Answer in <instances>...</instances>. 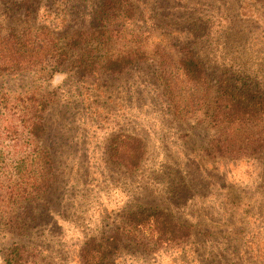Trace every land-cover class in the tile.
Here are the masks:
<instances>
[{
  "label": "rangeland",
  "instance_id": "obj_1",
  "mask_svg": "<svg viewBox=\"0 0 264 264\" xmlns=\"http://www.w3.org/2000/svg\"><path fill=\"white\" fill-rule=\"evenodd\" d=\"M106 5L116 33L109 30L92 70L60 35L70 53L64 66L48 57L0 71V264L15 246L22 264H83L87 240L109 237L141 211H163L192 235L161 248L129 243L117 264H264V153L221 157L208 103L223 71L264 85V10L240 16L195 8V0H0V25L24 56L39 47L23 35L29 18L38 29L72 16L73 32L94 26ZM196 37L206 88L188 83L178 65L181 46L195 53ZM138 50L143 58L124 74L100 70L107 58ZM41 101L46 130L37 140L23 119ZM128 139L142 143L136 169L117 159Z\"/></svg>",
  "mask_w": 264,
  "mask_h": 264
},
{
  "label": "trees",
  "instance_id": "obj_2",
  "mask_svg": "<svg viewBox=\"0 0 264 264\" xmlns=\"http://www.w3.org/2000/svg\"><path fill=\"white\" fill-rule=\"evenodd\" d=\"M109 1L107 0V3ZM124 1L130 4V0ZM135 1L140 2V0ZM203 3L209 4L208 7L225 9L226 12L239 10L240 16H246V13L253 12L257 8L264 10V0H195V8L202 7ZM28 9L27 12L30 13L31 7ZM112 10V7L108 8L107 5L105 10L100 11V8H96V24L94 26H91L92 23L83 24L78 31L73 32L72 26H76L78 19L72 16L62 23V27L59 24H49L38 29L32 28L38 26L36 20L30 21L29 18V29L23 35L27 36L26 40L29 43L39 38V43L36 44L39 47L31 48L34 54L26 53L24 56L20 54L21 50L17 49L18 37L3 33L0 25V71L29 70L34 66L31 59L42 61L41 64H44L46 59L54 58L56 64L62 67L69 60V51L84 53L85 67L87 70H92L97 66L94 61L99 59L96 55L98 48L100 53L110 44L109 30L112 34L116 33L114 27L116 17ZM136 10L135 6H129L126 12L130 18H134ZM244 11L247 12L244 14ZM60 35L67 36L66 47L69 51L59 48ZM199 37L195 38V53L190 47L181 46L183 57L178 65L188 83L195 88H206L208 83L206 68L196 52L197 43L201 41ZM143 56L138 50L128 51L118 57H109L100 70L107 75H122L136 65ZM208 103L211 104L212 121L218 135L215 148L221 157H258L264 153V85L257 83L245 73L240 75V71H223L218 78L216 95ZM47 109L48 105L43 101L38 102L37 105L32 104L23 119L25 128L34 139L40 140L45 133ZM223 138L225 141H222ZM127 141L124 143V150L116 153L117 159L136 169L143 159V154L138 151L142 149V143L138 139ZM131 149L135 150L133 154H130ZM42 152H39L40 158L44 155ZM191 235L192 229L189 226L175 221L163 211L133 212L126 216L125 224L109 237L87 240L80 251V258L83 264H117L118 256L129 243L145 242L161 248L185 241ZM6 262L22 264L20 247L15 246L12 249L11 257Z\"/></svg>",
  "mask_w": 264,
  "mask_h": 264
}]
</instances>
